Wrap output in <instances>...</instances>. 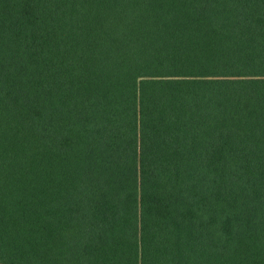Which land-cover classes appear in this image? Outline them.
<instances>
[{"label":"trees","instance_id":"obj_1","mask_svg":"<svg viewBox=\"0 0 264 264\" xmlns=\"http://www.w3.org/2000/svg\"><path fill=\"white\" fill-rule=\"evenodd\" d=\"M0 264H264V0H0Z\"/></svg>","mask_w":264,"mask_h":264}]
</instances>
